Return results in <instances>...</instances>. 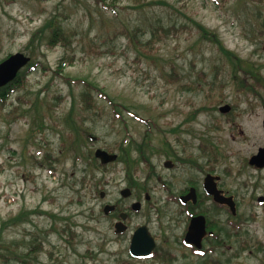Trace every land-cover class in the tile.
Segmentation results:
<instances>
[{"label": "rangeland", "instance_id": "1", "mask_svg": "<svg viewBox=\"0 0 264 264\" xmlns=\"http://www.w3.org/2000/svg\"><path fill=\"white\" fill-rule=\"evenodd\" d=\"M52 19L63 26L67 46L28 47L32 33ZM196 24L245 61L244 69L264 78V0H118L107 7L97 0H0V62L22 53L49 68L29 74L26 86L0 109V227L6 224L0 253L10 259L0 264H20L11 253L16 247L26 252L32 241L42 249L36 258H26L30 264H167L131 258L129 234L115 237L110 221L98 214V181H104L107 200L114 201L125 184L124 163L99 170L83 156L96 148L120 156L122 145L131 147L136 160L135 144L157 148L162 138L174 144L177 136L189 138L184 131H208L215 123L223 128L213 136L224 142L229 156L244 159L264 146V89L257 97L237 88L230 61L200 37ZM64 56L72 63L56 74ZM237 77L251 82L245 73ZM83 81L102 89L121 118L100 92L93 93L87 108L81 100ZM226 104L231 110L220 113ZM71 111L85 131L79 152L70 146L68 135H75L65 122ZM226 116L237 117L233 127ZM146 133L150 138L145 140ZM144 155L162 168L163 154L145 148ZM138 165L136 178L142 182L147 170ZM32 211L46 213L30 216ZM21 213L27 217L12 223ZM158 223L152 218L151 231L164 239ZM66 225L75 234L70 242ZM261 228L260 222L251 235L263 234ZM163 230L172 243L169 227ZM162 247L178 252L172 244ZM233 264L264 263L244 251Z\"/></svg>", "mask_w": 264, "mask_h": 264}, {"label": "flooded vegetation", "instance_id": "2", "mask_svg": "<svg viewBox=\"0 0 264 264\" xmlns=\"http://www.w3.org/2000/svg\"><path fill=\"white\" fill-rule=\"evenodd\" d=\"M236 118L226 116L225 122L233 127ZM222 128L215 123L208 131H184L189 138L177 136L174 144L162 138L157 147L165 156L162 168L151 163L152 172L142 182L137 172H125L114 201L107 200L104 181H98V214L110 221L115 237L122 235L116 231H125L130 245L134 232L146 226L155 242L148 260L169 264H233L244 251L264 263V166L250 163L264 146L244 159L229 156L224 142L213 136ZM142 215L145 222L135 224L133 219ZM152 218L158 219L164 239L151 231ZM260 222L263 234L252 236L251 228ZM164 225L172 232V243ZM171 244L177 253L162 247Z\"/></svg>", "mask_w": 264, "mask_h": 264}, {"label": "trees", "instance_id": "3", "mask_svg": "<svg viewBox=\"0 0 264 264\" xmlns=\"http://www.w3.org/2000/svg\"><path fill=\"white\" fill-rule=\"evenodd\" d=\"M97 1L102 2L103 5L105 7H107V6H111V5L113 6L115 4V2L118 0H110V3H106L105 0H97ZM132 1L139 2V1H144V0H132ZM196 27H197V29L200 33V37L202 39H205V40H207L213 44H216L218 46L219 50L227 56L228 60L231 63L232 70L234 72H236V71L240 72L241 71V72H243L246 75H249L251 77V82H249V80H246V79L242 80L240 78H237L236 75H234V80L238 86L245 87V89L248 92H251L254 94H257V90L264 89V78L261 75L257 74L256 72H254L253 68L248 67L247 69H244L245 63L243 64L242 60L237 58L232 52L226 50L214 32L208 31L207 29H205L200 24H196ZM67 43H69V41H68L67 36L64 32L63 26L56 19H52L50 22L47 21L42 27H40L38 30H36L35 32L32 33V35L28 41V47L29 46L38 47V46H41L42 44H44L47 49H53L59 45L66 47ZM32 55H34V53H32ZM41 55L45 56L44 53H42ZM71 63H72V61L68 62L67 57L64 56L63 58H61L58 61V64H57L54 72L56 74L62 75L66 66H69ZM39 67H41V69L43 71L49 70V68L43 66L41 64V62H39L35 59H31V62H29V64L17 74L16 78L13 81L8 83L4 87L0 88V109L7 105L8 100L10 99V97L12 96V94L14 92H16V91L19 92L21 89H23L26 86L28 75L31 74L32 72H34ZM83 84H84V93L81 96V100L87 108H88V106H91L93 103V100H94L93 93L100 92L101 96H103V98L106 99L108 101V103L114 108L115 115H117L118 118H121V115L117 109V105L113 102V100L109 99L108 96L104 95V92L102 89L98 88L97 85L94 83L84 82ZM188 88H192V87H188ZM24 113H26V111L22 112L21 115H23ZM71 116H72V111L69 112L68 120L65 122L69 126V128L72 129V132L75 135V139L72 138L73 137L72 133H70L68 135V137L71 140V145H70L71 148H73L76 152L77 151L79 152L80 151L79 143H80V141H83L82 132L85 133V131H83V129L81 127L76 126V124L72 120ZM38 117L42 121V114H40ZM41 124H43V123L41 122ZM145 138H150L148 133H146ZM136 148H137V151L139 152L140 156H139V160H137L135 162V161L131 160V158L129 156V150L120 147V150L122 152L120 159H122L123 162L125 163L127 170H129V168L131 166L133 167L134 165L138 164V162H140V161H143L146 164H149V161L147 160V158L143 154V145L136 144ZM75 156H78V155H75ZM83 157L85 160H87L89 158L91 160H93L92 165L94 168H96V169H99L100 167L103 168L98 163V161L94 158V156L92 154H89V155L83 156ZM54 170L55 169H53V167H51V171H54ZM45 213L46 212H44V211H32L29 213V215L31 216V214H45ZM26 215L27 214L21 213L20 215H18L17 217H15L12 220V223H14V224L19 223L20 220H23L27 217ZM50 216H52V214ZM5 228H6V224L2 223V225L0 227V239H1L2 233L5 230ZM63 232L66 233L70 237L69 239H67V242H70V240H73L72 237L75 234L68 225L64 226ZM25 247H26V252H24V253L23 252H21V253L17 252V249L19 247H16L15 250L11 253V256H13V259L15 261L19 262L20 264H30V261H27L26 258L31 257V256H33L32 258H34V257L36 258L37 253L39 251H41V249H42L41 243H37V242L34 243L33 241H32V243L28 244L27 246L25 245ZM9 252H10V250H9ZM8 258H9V256L4 255V253H0V259H4V261H9L10 259H8Z\"/></svg>", "mask_w": 264, "mask_h": 264}, {"label": "water", "instance_id": "4", "mask_svg": "<svg viewBox=\"0 0 264 264\" xmlns=\"http://www.w3.org/2000/svg\"><path fill=\"white\" fill-rule=\"evenodd\" d=\"M29 61V57H26L21 53H16L9 56L2 63H0V87H3L11 82L17 76L18 72L23 69ZM220 110L221 112L226 113L228 112L229 107L224 106ZM95 157L98 158L102 164L113 162L117 158L116 155L108 154L106 151L100 149L96 150ZM250 163L259 167L264 166V148H261L258 153L251 158ZM116 232H123V230H118ZM153 248L154 240L150 236L147 228L145 226L138 228L134 232V235L131 239L129 249L130 254L136 258H145L151 254Z\"/></svg>", "mask_w": 264, "mask_h": 264}]
</instances>
